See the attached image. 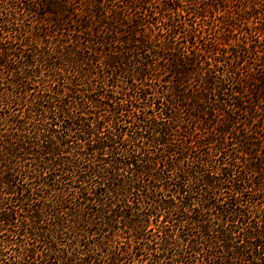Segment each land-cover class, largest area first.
I'll return each mask as SVG.
<instances>
[{
  "label": "trees",
  "instance_id": "obj_1",
  "mask_svg": "<svg viewBox=\"0 0 264 264\" xmlns=\"http://www.w3.org/2000/svg\"><path fill=\"white\" fill-rule=\"evenodd\" d=\"M0 264H264V0H0Z\"/></svg>",
  "mask_w": 264,
  "mask_h": 264
}]
</instances>
